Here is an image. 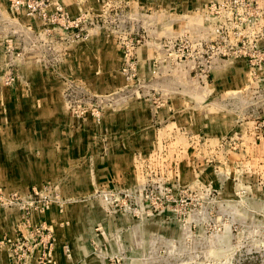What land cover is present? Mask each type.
I'll use <instances>...</instances> for the list:
<instances>
[{
	"label": "rangeland",
	"instance_id": "obj_1",
	"mask_svg": "<svg viewBox=\"0 0 264 264\" xmlns=\"http://www.w3.org/2000/svg\"><path fill=\"white\" fill-rule=\"evenodd\" d=\"M5 1L0 192L75 207L25 264H264V0Z\"/></svg>",
	"mask_w": 264,
	"mask_h": 264
},
{
	"label": "built area",
	"instance_id": "obj_2",
	"mask_svg": "<svg viewBox=\"0 0 264 264\" xmlns=\"http://www.w3.org/2000/svg\"><path fill=\"white\" fill-rule=\"evenodd\" d=\"M246 4L245 9L246 19H251L253 6L257 4V0H254V4H252V0H222L218 8L219 11L225 12V9L232 10L231 12H237L238 5ZM24 8L27 12H34L42 14L43 20L47 21L54 19H49V14L44 11V7L37 3H25ZM231 13V14H232ZM57 16L54 15V18ZM238 37V36H237ZM12 78L7 77L6 83H11ZM57 187L54 185H47L42 188V194L39 195L35 191L34 194H27L25 197H21L16 192H9L7 195L0 192V204L1 205H14L22 210V215L18 223L16 224V236L15 239L11 242H8V250L15 261L20 262L21 264H25L29 257H31L32 252L38 251V261H44V259H48L51 256V251L53 248V237L50 232H46L47 227L45 223L39 222L34 223L31 221V213L42 211L46 206L49 205V200L54 199V201H61L59 198V193L57 192ZM48 230V229H47ZM49 233L47 236L46 234ZM3 242V244H6ZM39 261V262H40Z\"/></svg>",
	"mask_w": 264,
	"mask_h": 264
},
{
	"label": "crops",
	"instance_id": "obj_3",
	"mask_svg": "<svg viewBox=\"0 0 264 264\" xmlns=\"http://www.w3.org/2000/svg\"><path fill=\"white\" fill-rule=\"evenodd\" d=\"M56 1H59V0H56ZM77 1L78 0H72V1L62 0L63 3H67L66 6L68 8L70 6L75 7L76 6L75 4H78L80 6L81 4H79ZM209 1H212V0H209ZM74 2H75V4H73ZM7 9H8L7 8V2L5 0H0V41L8 39V36H9L8 31L10 30V28L12 26H16V24L20 25L21 29H24V31H27L25 26L27 24H29L28 19H26L20 15H11V13L9 14V12L7 11ZM260 45L262 46V48L264 47V39L260 40ZM0 52H1V50H0ZM0 56H1L0 59H3L2 56H4V55L0 54ZM249 65L250 64L247 63L246 66L248 68H251ZM261 65L264 67V61H262ZM3 68L4 67H3V62H2L0 64V72L3 70ZM2 90H3V92H2ZM11 95H12V88L10 86H6L2 81H0V99L2 98L1 96H4V98L6 100L7 98L11 97ZM136 106H138V105H134V108ZM8 183H11V182H8ZM0 208H2V207H0ZM14 209H16V207ZM59 209L60 208H58V207H56V208L52 207L51 209H49L48 211L45 212L44 216H40V217H37L36 214H33L32 217H30L31 221H33L34 223L43 222L45 224H48V223H51L50 220H53L57 217H59L60 221L64 220V218L68 214H71L72 211L73 212L75 211V207H72V206L70 208H66V211L64 213H62V209H60V210ZM3 211H5V210H0V216H1V212H2V215H4L3 219L0 218V228L4 227V228H7V230L4 231L2 237H4L5 235L8 236L11 233H13V235L15 234V236H16V231H15L16 229L14 227L16 226L19 218L21 217V211L18 209L16 220L13 223H12V219H10L8 216V212H3ZM52 224L54 225L55 223L52 222L51 225ZM59 226H61V224H59ZM52 227H54V229L58 230V225H54ZM35 254L37 256L38 251H36Z\"/></svg>",
	"mask_w": 264,
	"mask_h": 264
}]
</instances>
